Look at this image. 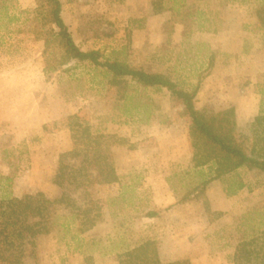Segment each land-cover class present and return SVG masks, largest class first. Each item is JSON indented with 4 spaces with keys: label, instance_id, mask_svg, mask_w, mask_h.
Masks as SVG:
<instances>
[{
    "label": "rangeland",
    "instance_id": "1",
    "mask_svg": "<svg viewBox=\"0 0 264 264\" xmlns=\"http://www.w3.org/2000/svg\"><path fill=\"white\" fill-rule=\"evenodd\" d=\"M62 2L80 49L165 73L188 90L199 85L201 112L234 107L237 144L248 153L264 144V125L257 132L254 125L264 104V0ZM37 7V0H0V173L13 176L8 194L61 196L54 176L60 154L73 148L69 124L76 115L114 136L122 178L87 192L101 217L79 235L83 245L73 224H58L39 238L38 264H85L86 255L95 264H118V253L142 238L154 239L165 261L234 264L236 244L264 221V172L241 167L202 192L197 186L214 167L195 166L184 107L166 89L114 86L89 62L71 60L47 74ZM236 179L246 187L230 196L227 186ZM81 194L71 192L85 206ZM60 210L70 213L65 205Z\"/></svg>",
    "mask_w": 264,
    "mask_h": 264
},
{
    "label": "trees",
    "instance_id": "2",
    "mask_svg": "<svg viewBox=\"0 0 264 264\" xmlns=\"http://www.w3.org/2000/svg\"><path fill=\"white\" fill-rule=\"evenodd\" d=\"M37 1L38 15H35V20L41 19L44 27L35 31V34L38 40L44 42L47 74L57 72L71 60L89 62L95 69L109 73L110 82L114 86L129 87L135 83L143 88L166 89L171 100L184 107L185 113L191 119L190 134L195 150V166L214 167V175L203 180L197 186L198 189L206 191L212 180L232 174L241 167L264 172V144L259 146L257 141L252 153L237 144L234 107L205 114L196 105L199 85L188 90L165 73L133 67L125 61L106 57L99 49H80L63 16L62 0ZM262 10L264 8L260 12ZM55 50L61 54L53 58L52 53ZM69 125L73 148L60 154L54 176L55 184L63 189L59 198H51L42 191L14 197L7 191L13 176L0 173V264H38L39 238L51 233L58 224L65 230L73 224L77 229L74 237L81 247L84 239L79 235L92 229L101 217L88 202L87 192L97 184L118 180L113 157L114 136L93 131L77 115L71 118ZM254 125H257L255 132L264 125V104ZM245 187L246 183L242 180H232L226 192L232 196ZM82 190L85 195L81 194L79 198L85 200V206L78 205L71 196L72 191L78 193ZM188 198L189 195L184 197L185 200ZM61 205L69 208L70 213H60ZM147 215L155 217L158 214L150 211ZM60 219L63 222H59ZM117 260L118 264H192L189 259L163 260L156 241L151 238H142L129 244L118 253ZM232 261L234 264H264L263 220L251 235L243 237L236 244ZM85 264H95V261L90 255H86Z\"/></svg>",
    "mask_w": 264,
    "mask_h": 264
},
{
    "label": "crops",
    "instance_id": "3",
    "mask_svg": "<svg viewBox=\"0 0 264 264\" xmlns=\"http://www.w3.org/2000/svg\"><path fill=\"white\" fill-rule=\"evenodd\" d=\"M117 175H118V180L115 183L118 184V185H120V179L122 180V178H120V175L119 174H117ZM165 188H167V187H165ZM167 189L171 192V190L169 188H167ZM169 191H165V192L159 193V194L165 195V194L169 193Z\"/></svg>",
    "mask_w": 264,
    "mask_h": 264
}]
</instances>
